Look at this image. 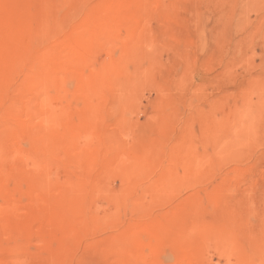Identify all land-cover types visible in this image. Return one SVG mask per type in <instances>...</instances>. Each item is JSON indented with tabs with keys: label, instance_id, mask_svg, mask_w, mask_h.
<instances>
[{
	"label": "rangeland",
	"instance_id": "1",
	"mask_svg": "<svg viewBox=\"0 0 264 264\" xmlns=\"http://www.w3.org/2000/svg\"><path fill=\"white\" fill-rule=\"evenodd\" d=\"M0 264H264V0H0Z\"/></svg>",
	"mask_w": 264,
	"mask_h": 264
},
{
	"label": "bare ground",
	"instance_id": "2",
	"mask_svg": "<svg viewBox=\"0 0 264 264\" xmlns=\"http://www.w3.org/2000/svg\"><path fill=\"white\" fill-rule=\"evenodd\" d=\"M80 80V79H79ZM82 80H83V78H82ZM88 100V99H87ZM80 105H82V104H80ZM77 109V108H76ZM69 122V121H68Z\"/></svg>",
	"mask_w": 264,
	"mask_h": 264
}]
</instances>
